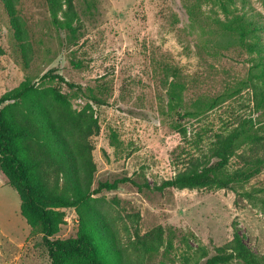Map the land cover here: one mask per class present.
<instances>
[{"label":"rangeland","instance_id":"rangeland-1","mask_svg":"<svg viewBox=\"0 0 264 264\" xmlns=\"http://www.w3.org/2000/svg\"><path fill=\"white\" fill-rule=\"evenodd\" d=\"M75 8L73 37L53 23L46 0H15L20 35L0 0V98L28 81L66 98L75 113H93L100 131L90 139L97 167L92 190L129 181L94 195L80 212H100L132 259L137 235L162 229V247L140 264H204L235 236L264 264V208L243 196H263L264 167L235 190H157L186 170L188 158L216 162L218 135L240 123L264 134V111L249 88L251 56L229 46L221 27L233 16L247 18L259 29L264 58V0H75ZM54 69L82 91L42 79ZM242 83L248 85L212 110L198 103ZM199 106L205 109L194 115ZM245 143L231 171L243 167L241 155H254ZM21 206L0 172V264H52L43 233L29 225ZM62 211L66 223L55 238H78L79 212Z\"/></svg>","mask_w":264,"mask_h":264},{"label":"trees","instance_id":"trees-1","mask_svg":"<svg viewBox=\"0 0 264 264\" xmlns=\"http://www.w3.org/2000/svg\"><path fill=\"white\" fill-rule=\"evenodd\" d=\"M3 2L19 34L24 35L15 0ZM46 2L53 23L76 37L75 0ZM221 27L228 35L229 46H238L251 56L249 88L253 90L256 109L264 111V58L260 55L258 27L243 16H233L222 22ZM4 54L0 44V57ZM42 79L58 81L82 91L80 86L68 82L55 69ZM241 85L230 93L198 103L210 106L212 110L240 93L248 84ZM92 99L95 103H103L99 98ZM196 109L194 115L199 116L205 108L199 106ZM99 131L100 126L93 113L88 110L75 113L66 98L52 90L40 91L31 82L23 83L0 98V172L21 199L22 216L33 229L43 233L52 264H140L146 254L156 253L162 247V229L144 236L137 235V241L132 243L135 250V258L132 259L119 244L112 224L100 212H80V207L94 195L104 190H117L120 184L129 181L105 182L92 190L97 167L93 157L95 146L90 139ZM244 142L254 155H241L243 167L231 171L230 162ZM212 152L218 159L216 162L204 163L195 156L188 158L186 170L163 182L157 190H235V185L249 181L264 167V134L249 121L240 123L226 134L218 135ZM260 193L263 196L253 192H244L243 196L257 200L264 208V190ZM70 208L77 209L81 217L79 237L57 239L55 237L66 223V213L62 210ZM236 260L245 264H263L262 258L239 236L219 248L218 254L208 258L204 264H231Z\"/></svg>","mask_w":264,"mask_h":264}]
</instances>
